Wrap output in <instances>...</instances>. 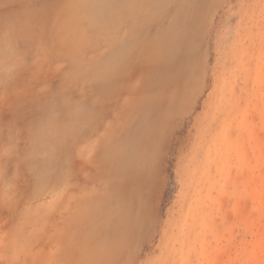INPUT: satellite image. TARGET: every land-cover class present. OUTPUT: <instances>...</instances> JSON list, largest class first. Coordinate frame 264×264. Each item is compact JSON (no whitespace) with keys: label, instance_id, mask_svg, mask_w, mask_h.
<instances>
[{"label":"rangeland","instance_id":"374dc122","mask_svg":"<svg viewBox=\"0 0 264 264\" xmlns=\"http://www.w3.org/2000/svg\"><path fill=\"white\" fill-rule=\"evenodd\" d=\"M0 46V264H264V0H0Z\"/></svg>","mask_w":264,"mask_h":264},{"label":"bare ground","instance_id":"6f19581e","mask_svg":"<svg viewBox=\"0 0 264 264\" xmlns=\"http://www.w3.org/2000/svg\"><path fill=\"white\" fill-rule=\"evenodd\" d=\"M89 1H95V0H84L85 3H88ZM70 5H68L64 9L66 11L68 9L70 10L71 9V6ZM129 6L130 7L131 6H134L135 7L136 4L134 5L133 4V1H130ZM112 13L114 15L117 14V12L115 13L114 11L111 12V11H106V10H98L96 13H94L93 15H90V16L89 15H86L84 13H83V15L82 14H79V13L76 14V12H75V13H73L70 16H64V19L62 20L61 26L66 31V36L69 35L70 40H73V41H76L77 42V43H75V45L78 46V49H79V48L85 46L88 43L87 37L92 38L93 35H96V34L98 36L99 35V32H101V28L98 26L97 20H100L102 17H104V18L105 17H108V15H110ZM85 21H88L89 23L86 24ZM70 28H72L74 31L72 29H70ZM69 38H67V39H69ZM78 49H76V50H78ZM106 60L107 61H102V60L99 61L98 60L99 62L97 61V63H94L95 65L90 66L89 69H92V71H94L95 73L96 72L97 73H99V72L106 73V72L112 70L113 66H111V65H114L113 59L112 60L111 59L110 60L109 59H106ZM110 67H112V68L109 69ZM114 67H115V65H114ZM62 123H64V122H62ZM65 129H66V127H65ZM42 132H43V141H42V144L39 145V146H40L41 149H44V145L46 144V142L44 140L45 139L48 140V139L52 138L53 135H54V133L56 132V130H55V128L53 126H50L49 125L45 129H43ZM40 142L41 141H39V143ZM43 142H45V144ZM42 151H44V150H42ZM123 153H125V152H123V151L120 152V150H119V152L118 151L114 152V154H113L114 159H120V158H122Z\"/></svg>","mask_w":264,"mask_h":264}]
</instances>
